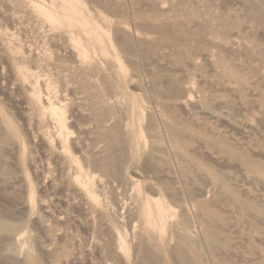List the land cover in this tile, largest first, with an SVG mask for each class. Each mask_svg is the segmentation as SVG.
Instances as JSON below:
<instances>
[{
    "label": "rangeland",
    "instance_id": "obj_1",
    "mask_svg": "<svg viewBox=\"0 0 264 264\" xmlns=\"http://www.w3.org/2000/svg\"><path fill=\"white\" fill-rule=\"evenodd\" d=\"M79 1L119 28L109 33L126 67L122 85L145 105L134 123L142 119L146 141L124 156L111 146L115 124L127 129L124 104H117L122 96L106 91L104 77L82 73V58L34 2L0 0V33H12L18 50L0 35V135L7 123L17 133L0 142V168L10 170L0 169V215L19 224L13 237L0 233V264H22L28 250L39 264H161L140 257L134 238L137 188L154 182L183 200L177 213L189 218L187 231L205 264H264V0ZM125 36L130 44L123 50ZM110 56L93 60L111 72ZM20 67L38 82L25 83ZM35 89L62 101L73 162L90 175L96 202L76 184L77 168L62 153L46 104L33 101ZM100 91L112 98L107 123ZM178 130L192 157L188 173L170 142ZM91 158L121 159L122 177L93 167ZM237 199L261 210L243 209ZM21 229L23 250L14 242ZM208 230L217 242L210 243ZM120 233L129 252L118 247ZM176 246L174 239L168 244L166 264H179Z\"/></svg>",
    "mask_w": 264,
    "mask_h": 264
},
{
    "label": "bare ground",
    "instance_id": "obj_2",
    "mask_svg": "<svg viewBox=\"0 0 264 264\" xmlns=\"http://www.w3.org/2000/svg\"><path fill=\"white\" fill-rule=\"evenodd\" d=\"M31 1L36 4L35 6L37 10L42 15L57 25V27L61 30V36L64 37L69 44H71L74 51L82 58L84 62V65H82V73L91 74L93 76L96 75L97 77H104L107 82L106 91L111 94L115 93L122 96L117 99V104H124L127 121L125 125L127 129L124 128V124L122 122H117L109 133V144L117 147L118 149L120 147V149L124 151L123 156L128 155L130 149L137 150L138 148H141L145 143V132L141 124L142 119L138 121V126L135 125L134 120L136 117L139 119L140 117L145 116L146 108L139 97L134 95L129 96L128 92L122 85V80L125 78L123 76L126 75V67L121 63V56L117 51V45L109 33L110 30L116 26L114 21L105 17L101 10H95V14H93L89 11L88 7L84 6L79 0H56V2L52 3V5H48L43 0ZM102 3L103 1L101 4ZM121 28L123 27H120V29ZM113 29L116 33V30L119 28L116 26ZM0 35L3 36L8 46L14 50L17 55L18 50L15 46H13L15 43L14 35L12 33H8L7 35L0 33ZM121 40L120 42H122V45L119 46L124 50L130 44V37L125 36L123 41ZM100 54L104 56H110L109 54L112 55L107 59L113 65L111 72L104 70L99 61L96 62L93 60L96 55ZM229 72L234 77H242L239 73L230 68ZM18 74L25 83L31 85L32 83L38 82L37 77H31L32 74L21 67L19 68ZM96 96L99 98V102L103 103L101 104L95 102L92 107L98 108L100 104V106H104L101 109L99 107V111L102 123H107L113 118V112L108 106L111 103L110 99L112 98H107L104 91L98 92ZM33 101L37 104H46L45 107L48 109L49 120L55 124L54 135L61 146L60 148L62 153L66 155V157L74 164V156L68 145L69 131L66 127L62 101H60L59 98H54V96L48 93L42 95L37 89H35ZM39 116L42 117V113H40ZM168 116L169 115L166 116V127L171 129L174 125L170 122ZM12 127L13 126L11 124L7 123V129L2 135H0V142H6L17 137V133ZM182 133V130L175 132L170 137V142L177 158L180 159V165L182 167L181 172L188 173V164L190 160H192V157L185 147ZM119 158H122V156ZM89 160L93 167L99 170H105L115 178H120V176L122 177L121 159L113 161L108 160L104 162L100 159L94 158ZM4 165L1 166L2 168L0 169H2V172L5 175H10V170H8V168ZM75 166L78 174L76 184L82 188L84 193L90 196L93 202H96L97 199L93 195V191L91 189L93 183L90 175L81 169V165ZM211 173L219 183L224 180V178L215 170H211ZM137 190L139 198L136 206L138 212L135 218L137 219V222H139V225H135V228H138L134 230V238L137 240L138 255L146 261L166 264L168 262L165 256L166 252H168L167 246L174 239L177 241L175 253L179 257V264H205L203 261L204 257H201L202 254L200 255L199 242H197L187 231L190 223L189 218L185 213L181 215L177 213L178 204L176 203H181L183 200L180 202L178 197H176L177 195L168 194L166 187L160 182L151 183L145 189L142 190L137 188ZM28 199L31 204L35 203L33 188L29 191ZM236 201L238 206H242L243 209L257 208L261 210L259 206L255 205L251 201L238 199ZM205 203L202 202L199 205V208H202L204 211L207 210L206 205H204ZM180 217H183V220H180ZM18 228L19 224L7 221L0 215V233L13 237V234ZM24 235L25 231L21 229V231L14 236L16 248L18 246L19 250H23V248H25ZM206 237L210 240V243L211 241H218L216 231L208 230ZM118 238V247L126 252H129V246L128 243H126L127 239H125L124 236H121V233L118 235ZM38 259L39 258L33 252L28 250L26 258L22 264H39ZM221 263L222 262L219 264Z\"/></svg>",
    "mask_w": 264,
    "mask_h": 264
}]
</instances>
